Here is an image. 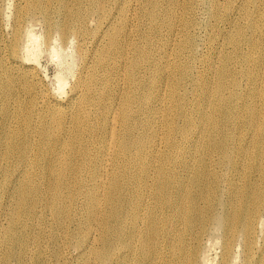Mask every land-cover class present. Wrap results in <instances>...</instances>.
<instances>
[{
  "label": "bare ground",
  "instance_id": "1",
  "mask_svg": "<svg viewBox=\"0 0 264 264\" xmlns=\"http://www.w3.org/2000/svg\"><path fill=\"white\" fill-rule=\"evenodd\" d=\"M203 13L199 0L15 2L10 31L0 21V264H264V168L233 186L249 145L226 127L243 117L264 163V0L208 2L213 30L229 29L191 110ZM35 20L44 44L75 42L65 102L22 55Z\"/></svg>",
  "mask_w": 264,
  "mask_h": 264
},
{
  "label": "rangeland",
  "instance_id": "2",
  "mask_svg": "<svg viewBox=\"0 0 264 264\" xmlns=\"http://www.w3.org/2000/svg\"><path fill=\"white\" fill-rule=\"evenodd\" d=\"M16 1L17 0H0V21H1L2 26H4L3 30L5 32H7V30L10 31V27L12 26L11 25L12 24L11 19L13 16L12 12L14 11V4ZM209 1L210 0H199V2L201 4H203V11L205 13H203V17H199L197 15H194L196 23L194 26L191 27V32L194 34V36L196 38L195 47L193 48V50H192L193 52L191 53V93H190L191 110L194 108L193 102L196 100L195 99L196 94L201 92V90H202V88L197 86V84L202 78H204L207 75L206 60L208 58H210V61H212V62L217 63L219 61L217 59L218 58V49H219L220 44L223 43L224 35H225L226 31L229 29L228 24H220L216 31L213 30V27H212L213 20L210 17V14L206 13V11L208 10V2ZM7 15L8 16L10 15V16L8 17ZM34 22L35 23L32 22L33 25L30 28L29 27L26 28V32L30 31V29H32L30 31L32 34V37H30L31 35L28 34L30 32L24 33L27 36L29 35L28 36L29 38L26 35H24L23 44L25 43V46L22 45V48H21L22 55H23V57H25L27 55V53L29 52L28 50H26L27 48H29V50H32V51H30L31 54L35 51L32 54L33 57L34 56L35 57L30 58L33 61L32 60L29 61V57L27 55L26 58H28V60L26 61V63L29 62V64H31V66L33 65V67L37 73L38 80L41 82L44 89L50 94L52 99H56L60 102H63L64 100L66 101L68 94L70 93V84H71V82H72L71 80L73 78L72 74H74V69H75V65L72 64V57H71V54L74 53L75 42H74V40H70V42L64 44V45H67L64 48V45L62 44V42L61 41H60L61 43L58 42V40H60V39H58V38H56V36H54L51 39H53V38L56 40L58 39L57 40L58 43L56 42V40L53 39V42H52V40L50 39V42H49V40H46L45 44H47V45L45 46L44 40H43V34H42L43 29L41 28L42 24L38 20L37 21L35 20ZM240 22H243V19L240 18ZM195 26H197L196 29H194ZM36 34L40 35L39 37H42V38L38 39V36ZM33 35H35V36H33ZM30 38H33L34 40L35 39L39 40L38 44L39 43L40 44H39L38 49L36 47V46H38L36 44L37 43L36 40H35V42H36L35 43L34 40L32 39V41H31ZM211 38L214 40V42H212V43H211ZM166 41H167V38L165 40H161L162 43H164ZM27 42H28V46L26 44ZM29 42L32 44H30ZM47 42H49V44ZM72 42H73V45H71ZM29 44H30V46H29ZM225 46H227V45L225 44ZM23 47L27 52L23 49ZM31 47H34V48H31ZM56 47H57V50H56ZM39 48L40 49L42 48V50H40ZM46 48H47V50H46ZM48 49H49V51H48ZM52 49H54V50H52ZM231 49L232 48L230 46H227L225 50H231ZM243 49L246 50L247 48L244 46ZM37 50L38 51L40 50L39 52L41 54L40 53L38 54ZM36 51H37V53H36ZM54 51L55 52L58 51V55L55 56ZM24 52H26V55L23 54ZM167 53L171 54L172 53L171 49H168ZM37 54L39 57L37 56ZM51 54H52V56H51ZM32 55H29V56H32ZM59 56H60V58H59ZM51 57H52V59H51ZM26 58H25V60H26ZM37 60H39V61H37ZM56 60H59V61H56ZM36 61H37V63H36ZM170 61H171V63L175 64V62H176L175 55L170 57ZM38 62H39V64H38ZM237 68L238 69L241 68L240 64L237 65ZM69 71H71V72L69 73ZM61 77L64 79V81ZM60 79H61V81H60ZM61 83L63 85H61ZM242 83H243V87H245V78H243ZM66 84H69V85H66ZM57 89H58V91H57ZM55 90H56V92H55ZM61 91H63V92L65 91L63 94L64 95L66 94V95L64 96L63 94H61L62 93ZM244 121H245V119L243 117L234 118V119H230L226 124V127L228 130H230L232 128V126L238 125L240 127V129H242V139H243L242 144H248L249 145V151L247 153H245L243 150L239 151V154L246 156V159L242 160V162L240 163L239 170L227 169V171L230 173L231 176H235L238 178L236 183L233 186H240V187L245 184V182H246L245 175H246V173H248V169L251 166H253L255 169L256 168L257 169L264 168V163L258 162V152H259V147L261 145V142L259 141L255 145L250 143L249 134L251 133V131L243 129V127L240 126L241 122H244ZM195 154L198 156L199 152L192 150L191 155L194 156ZM217 158H218V155L215 154L213 156V159L217 160ZM242 167H243V175L241 176L240 170L242 169ZM200 201H201V199H200ZM186 237L191 238V234L187 233ZM188 243L191 246V243L190 242H188ZM209 244L212 246V249L210 246H209V248L207 246V248H208L207 253L210 252V253H208L209 256H211V255L213 256L215 254V251L217 250L216 249L217 246H214V244L212 245V243H209ZM215 245H219V243L216 242ZM213 246L215 249L214 251H213Z\"/></svg>",
  "mask_w": 264,
  "mask_h": 264
}]
</instances>
